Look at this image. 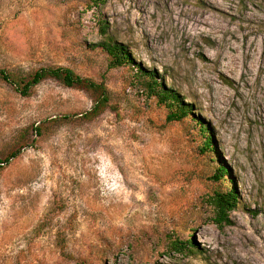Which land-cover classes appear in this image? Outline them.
Segmentation results:
<instances>
[{"label":"rangeland","instance_id":"1","mask_svg":"<svg viewBox=\"0 0 264 264\" xmlns=\"http://www.w3.org/2000/svg\"><path fill=\"white\" fill-rule=\"evenodd\" d=\"M106 37L192 104L213 155L135 69L108 68ZM50 66L110 101L89 115L82 88L0 79V264H264V0H0V69ZM218 165L238 196L221 226ZM188 234L197 251L170 249Z\"/></svg>","mask_w":264,"mask_h":264},{"label":"trees","instance_id":"2","mask_svg":"<svg viewBox=\"0 0 264 264\" xmlns=\"http://www.w3.org/2000/svg\"><path fill=\"white\" fill-rule=\"evenodd\" d=\"M105 33V28H101ZM93 48L99 49L107 57L108 68L129 66L135 69V77L143 83L146 94L156 98L158 104L167 107V121H181L189 118L194 122L197 133L201 138L200 151L214 154L212 135L198 116L192 112V104L183 101L182 97L174 89L165 86L163 79H159L156 72L144 68L134 59L129 46L120 41L106 37L92 44ZM54 79L65 87H79L91 96L92 106L88 112L89 115L97 114L108 106L110 94L103 81H97L92 78L83 77L77 74L73 69L65 66L42 67L25 76H19L4 69H0V79L12 85L14 89L22 96L30 93L31 89L44 79ZM39 133V128H36ZM14 152L5 159L16 156ZM212 178L218 182L211 196L215 208L213 221L219 226L222 223H229V212L232 211L238 202V196L234 186L230 184L229 172L223 165H218ZM171 250L179 253L198 250L191 234L186 238H173L169 241ZM75 264H85L76 262Z\"/></svg>","mask_w":264,"mask_h":264}]
</instances>
